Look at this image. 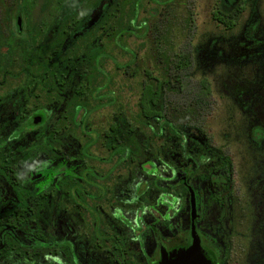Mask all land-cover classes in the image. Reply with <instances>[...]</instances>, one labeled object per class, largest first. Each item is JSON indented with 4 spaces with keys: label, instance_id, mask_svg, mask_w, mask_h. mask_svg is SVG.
<instances>
[{
    "label": "flooded vegetation",
    "instance_id": "1",
    "mask_svg": "<svg viewBox=\"0 0 264 264\" xmlns=\"http://www.w3.org/2000/svg\"><path fill=\"white\" fill-rule=\"evenodd\" d=\"M103 7L81 27L0 19V264H164L194 237L206 264H264V219L236 215L232 160L199 126L169 116L164 133L163 93L144 112L143 81L168 67L142 68L133 100L131 38L145 25L117 35Z\"/></svg>",
    "mask_w": 264,
    "mask_h": 264
},
{
    "label": "rangeland",
    "instance_id": "2",
    "mask_svg": "<svg viewBox=\"0 0 264 264\" xmlns=\"http://www.w3.org/2000/svg\"><path fill=\"white\" fill-rule=\"evenodd\" d=\"M219 1L167 0L162 6L144 0L138 18L147 22L131 38L138 73L130 82L135 100L146 78L142 68L162 74L155 66L165 65V54L186 55L188 66L179 71L184 88L173 84L168 94L169 116L199 126L209 144L232 160L241 199L235 212L250 228L253 222L264 219V138L256 142L261 137L259 130L264 132V0H245L232 29L212 16ZM156 7L159 11H154ZM254 9L260 21L251 32ZM204 78L210 82L211 95L206 102L196 103L199 82ZM41 96L36 104L44 103V94ZM238 242L246 240L238 237Z\"/></svg>",
    "mask_w": 264,
    "mask_h": 264
},
{
    "label": "trees",
    "instance_id": "3",
    "mask_svg": "<svg viewBox=\"0 0 264 264\" xmlns=\"http://www.w3.org/2000/svg\"><path fill=\"white\" fill-rule=\"evenodd\" d=\"M143 1L144 0H0V19L5 18L15 22L17 16L20 15L24 21H29L34 18L42 20L50 18L57 21L74 20L75 26L81 27L80 22L90 17V12L93 8H96L99 5H104L101 18L104 20L116 19L115 33L117 35H124L126 31L125 29H128V27H131L133 29V34H136V30L140 29L137 24H141V27L145 25L144 22L137 23L139 9ZM147 1H153L157 3V5H160L167 0ZM244 2L245 0H220L212 11L214 20L223 25L226 29H232L237 24L244 10ZM37 7L39 8L37 9ZM13 9H15V12ZM253 15L254 17L250 22L251 32H254L257 29L260 21L256 9H254ZM41 25H44V22H42ZM10 27L11 35L23 36L24 38L29 35L28 33H20L15 24ZM155 29L158 30V26H155ZM0 44H3L5 47L11 45L1 32ZM39 45L41 46V51H43V53L39 55L42 58L45 56L44 51H46V48L43 46L44 43L41 38L39 39ZM95 48L96 47H92V49ZM12 49H14L13 46L11 47V50ZM165 58L166 63L164 67H168L169 73H166L162 78L159 77L158 79L143 81L147 84L144 89L145 94L142 97V109H144L145 113L151 114V110L156 111L149 100L155 101L162 93L165 101L169 99L168 94L171 92L170 90L173 89V84L179 83L180 89L184 88L185 80L180 77L181 74L179 71L188 66L186 55L180 54L178 57L175 55L170 57L166 55ZM134 67H136V63H134ZM174 71L177 72L174 73ZM198 88L195 102H206V98L211 95V86L207 78H204L199 82ZM167 103L168 102L164 105L165 120L163 122V132L167 133L168 130L176 132V124L169 119V105H167Z\"/></svg>",
    "mask_w": 264,
    "mask_h": 264
},
{
    "label": "water",
    "instance_id": "4",
    "mask_svg": "<svg viewBox=\"0 0 264 264\" xmlns=\"http://www.w3.org/2000/svg\"><path fill=\"white\" fill-rule=\"evenodd\" d=\"M193 207H195L194 198ZM164 264H206V258L201 251V245L197 237H194V243L187 250L182 251L178 257Z\"/></svg>",
    "mask_w": 264,
    "mask_h": 264
}]
</instances>
